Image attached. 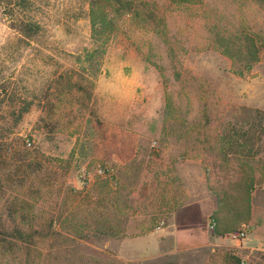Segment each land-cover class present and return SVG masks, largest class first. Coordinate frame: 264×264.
<instances>
[{"label":"rangeland","instance_id":"obj_1","mask_svg":"<svg viewBox=\"0 0 264 264\" xmlns=\"http://www.w3.org/2000/svg\"><path fill=\"white\" fill-rule=\"evenodd\" d=\"M19 1L0 0V264H264L234 237L264 245V10L145 0L95 72L86 0ZM96 164L112 181L81 189Z\"/></svg>","mask_w":264,"mask_h":264},{"label":"trees","instance_id":"obj_2","mask_svg":"<svg viewBox=\"0 0 264 264\" xmlns=\"http://www.w3.org/2000/svg\"><path fill=\"white\" fill-rule=\"evenodd\" d=\"M172 3H186L192 0H169ZM252 2L258 4L264 10V0H251ZM4 4V8L12 9L13 5L12 0H1ZM20 4H23V0L19 1ZM87 7V17L90 27V37L93 42V48L86 50L85 53V62L87 67L93 69L95 72L98 67L101 66V58L107 49L110 41L117 34L118 22L121 20H141L146 22L150 16L148 14V6L145 3V0H86ZM13 29L21 37L28 40L35 39L36 36L41 32V26L37 22H28L20 18H16L15 22L12 24ZM249 44L251 47L254 46V40L249 38ZM220 47L228 48L227 44H219ZM87 69L86 67L84 68ZM231 148L233 147L232 144ZM245 145H238L237 153H244ZM220 235L225 234L219 232ZM235 263H238V260H234Z\"/></svg>","mask_w":264,"mask_h":264},{"label":"built area","instance_id":"obj_3","mask_svg":"<svg viewBox=\"0 0 264 264\" xmlns=\"http://www.w3.org/2000/svg\"><path fill=\"white\" fill-rule=\"evenodd\" d=\"M29 146L30 143L26 142ZM112 172L108 166L96 164L90 168L83 166L78 172V181L81 189L87 190L92 188L98 181H112ZM235 238L244 239V232H238L234 235Z\"/></svg>","mask_w":264,"mask_h":264},{"label":"crops","instance_id":"obj_4","mask_svg":"<svg viewBox=\"0 0 264 264\" xmlns=\"http://www.w3.org/2000/svg\"><path fill=\"white\" fill-rule=\"evenodd\" d=\"M258 229H263V227H260V228H258ZM250 232V231H249ZM249 232H248V234H247V236L249 235ZM263 232V231H262ZM259 237H262V238H264V232L261 234V236H259ZM246 238H248V237H246ZM244 239H242L241 240V242H240V244H239V247H240V249H242V250H254V249H256V250H259V251H262V252H264V245H263V242L262 241H259V243L257 244V245H249V246H243L242 245V241H243Z\"/></svg>","mask_w":264,"mask_h":264}]
</instances>
